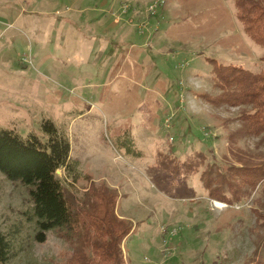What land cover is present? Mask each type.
Segmentation results:
<instances>
[{
  "label": "rangeland",
  "instance_id": "1",
  "mask_svg": "<svg viewBox=\"0 0 264 264\" xmlns=\"http://www.w3.org/2000/svg\"><path fill=\"white\" fill-rule=\"evenodd\" d=\"M263 55L233 0H0V127L45 138L51 118L68 136L78 173L57 172L80 206L95 184L116 191L133 223L127 264H242L264 237L253 195L217 205L204 166L172 181L158 155L202 150L222 168L264 158V139L238 131V107L199 96L213 91L207 57L259 73ZM30 206L0 171V228L20 225L7 264H66L74 246L57 230L34 241Z\"/></svg>",
  "mask_w": 264,
  "mask_h": 264
},
{
  "label": "trees",
  "instance_id": "2",
  "mask_svg": "<svg viewBox=\"0 0 264 264\" xmlns=\"http://www.w3.org/2000/svg\"><path fill=\"white\" fill-rule=\"evenodd\" d=\"M233 1L246 34L264 48V0ZM207 59L214 75L213 91L200 92L201 99L213 105L238 107V131L264 139V70L256 73L241 64ZM43 129L45 138L0 127V171L28 189L31 206L26 218L35 224L34 241L44 242L49 231L57 230L75 248L66 264H127L122 241L132 231L133 223L116 214V191L103 183L95 184L85 206L77 205L57 172L63 169L65 178L77 176L78 163L70 155V140L51 118L43 120ZM158 156L172 181L177 177L187 180L204 166L200 178L210 199L231 205L253 195L255 206L251 210L264 227V158L239 159L240 163L222 168L206 163L208 155L202 150L183 159L170 154ZM19 231L20 225L0 228V264H7L17 254ZM261 246L264 237L242 264H264L263 252L258 253Z\"/></svg>",
  "mask_w": 264,
  "mask_h": 264
},
{
  "label": "bare ground",
  "instance_id": "3",
  "mask_svg": "<svg viewBox=\"0 0 264 264\" xmlns=\"http://www.w3.org/2000/svg\"><path fill=\"white\" fill-rule=\"evenodd\" d=\"M216 203H217V205H220V206L224 205L223 202H221V201H216Z\"/></svg>",
  "mask_w": 264,
  "mask_h": 264
}]
</instances>
